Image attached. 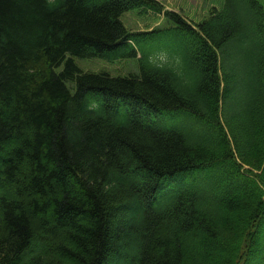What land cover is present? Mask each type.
<instances>
[{"label":"trees","instance_id":"trees-1","mask_svg":"<svg viewBox=\"0 0 264 264\" xmlns=\"http://www.w3.org/2000/svg\"><path fill=\"white\" fill-rule=\"evenodd\" d=\"M219 1L166 54L159 0H0V264H264V0Z\"/></svg>","mask_w":264,"mask_h":264},{"label":"rangeland","instance_id":"rangeland-1","mask_svg":"<svg viewBox=\"0 0 264 264\" xmlns=\"http://www.w3.org/2000/svg\"><path fill=\"white\" fill-rule=\"evenodd\" d=\"M162 4V13L160 14H145L142 9H131L124 12L121 16L122 22L129 31L150 30L153 28H159L165 30L172 27V24L164 16L163 11H171L181 15L187 23L194 24L207 18L213 7H219L221 2L219 0H159ZM156 37L164 39L165 43L162 46L161 52L170 51V44H177L178 38L173 30H165L156 34ZM251 48V46H250ZM231 52L237 53L238 57L246 59V50L248 47L245 44L232 43L229 46ZM160 52V53H161ZM139 55V54H138ZM156 58L164 59L162 55L156 56ZM75 62L83 71L98 72L106 71L113 76H123L129 72L137 71V63L135 58L119 57L113 61H109L99 57L92 58H76ZM250 90L246 85H243L238 92H235L230 101L234 110H237L235 103L237 101H246L250 97ZM243 106V102L240 103L239 109ZM232 112V115L233 113ZM182 120V119H181ZM184 121H182L183 123ZM172 183V180H167V187ZM167 189L160 190L152 205H162L167 199Z\"/></svg>","mask_w":264,"mask_h":264}]
</instances>
